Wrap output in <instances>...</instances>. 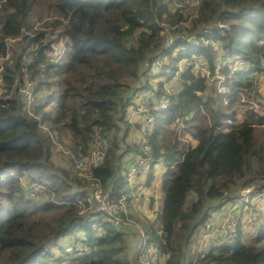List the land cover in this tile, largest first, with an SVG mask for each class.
Returning <instances> with one entry per match:
<instances>
[{"label": "trees", "instance_id": "obj_1", "mask_svg": "<svg viewBox=\"0 0 264 264\" xmlns=\"http://www.w3.org/2000/svg\"><path fill=\"white\" fill-rule=\"evenodd\" d=\"M167 2L0 0V57L5 55L7 29L20 36L15 40L19 49L32 41L22 28L37 33L39 40L43 31L34 27L52 25L68 38L59 61L46 59L41 50L38 62L23 73L18 48L3 59L0 77L6 93L19 73L42 77L39 88L49 92L55 85L57 93L52 89L40 100L34 116L26 112L18 91L0 100V264H68L63 256L52 258L51 245L60 239L66 245L82 240L79 231L86 233L92 250L75 257V264H132L131 250L140 245L135 231L103 223L105 235L93 237L90 214H79L74 204L86 198L82 190L87 184L54 167L51 152L68 136V144H62L83 157L96 135L107 138L108 152L94 173L104 191L118 198L117 168L128 129L125 112L137 107L135 98L143 91L153 90L152 73L167 74L172 81L169 88L156 83L154 96L167 105L155 110L154 102L150 104L154 127L148 134L164 163L160 225L149 232V241L166 256L165 264H181L192 233L209 217L206 208L222 206L230 187L264 190V113L251 107L244 90L264 72V0H201L198 16L191 18L172 12ZM163 19L165 24L187 22L172 33L190 39H179L166 50L156 24ZM176 48L184 52L178 59H205L206 72L196 70L194 62L179 69L178 60L169 56ZM160 54L172 59L152 70V60ZM230 57L248 66L230 70ZM255 89L254 101L259 102ZM25 175L46 183L47 200L37 202L25 194L20 183ZM195 264H264V216L254 235L211 246Z\"/></svg>", "mask_w": 264, "mask_h": 264}, {"label": "built area", "instance_id": "obj_2", "mask_svg": "<svg viewBox=\"0 0 264 264\" xmlns=\"http://www.w3.org/2000/svg\"><path fill=\"white\" fill-rule=\"evenodd\" d=\"M201 0H168L170 2L171 7L170 10L172 12H178L184 17L188 16L197 17L198 16V7ZM157 26L160 28L159 34L164 37L165 39V46L171 47L173 46L176 41L179 42L180 40H189L190 37L185 38V35H177L173 34L172 31L176 28L186 27L188 24L187 22H178L174 24H165L163 21H157ZM34 29H41L43 31L44 28L39 27L36 25ZM22 30V35L26 34L31 38V44L25 45L29 46L25 51V48L22 49L24 56H21V63L23 69L26 70L30 65L36 62L37 57L33 54L34 50H38L41 46V42H43V36L38 40L36 39L37 33L26 31L24 28ZM177 35V36H176ZM130 40L132 44H136V40L132 37ZM180 46H178L179 48ZM176 48L175 50H178ZM181 49V47H180ZM167 50V49H166ZM182 50V49H181ZM51 51V50H50ZM62 50L58 48H54V58L58 57L57 60L62 55ZM22 53V54H23ZM48 59L52 60L49 56ZM55 60L54 62H56ZM167 63V60H163L161 56H158L152 60L151 69L156 70L164 64ZM193 62H189L188 66H190ZM220 68V64L216 67V70ZM155 74H151L153 76ZM164 74L162 76H165ZM149 76V78H150ZM157 77V75H155ZM160 76V75H159ZM167 77V76H166ZM216 77L218 78V73H216ZM174 79V78H173ZM1 80V77H0ZM171 80V79H170ZM159 82V81H157ZM165 84V81H162ZM219 80H216V86L219 84ZM31 85V81L27 78H22L20 81L17 80L14 86H17L18 91L21 93L24 87L27 88L26 84ZM153 90L146 89V92H142L135 98L137 102L136 108H128L125 112V121L128 124V129L126 131V135L123 138V145L121 146L120 153L122 156L118 162L117 168V177L120 179V188L118 193L120 196L117 198L114 195L107 194L104 189L102 182L99 178L95 176V169L100 166L106 157L108 152V140L105 137H101L96 135L92 142L90 143L89 150L87 155L77 157L75 159V165L79 168L78 178H83L85 183L87 184L85 187V192L87 193L86 198L79 199L74 204L77 205L79 208V214L89 213V218L93 221L92 223V230H93V237H103L106 233L105 225L103 223H109L110 225H114L115 227L126 228L129 231H135L136 235L140 238V245L136 249V257L137 259L142 262L141 260L145 261L144 254L146 252L149 253L151 259L154 261L155 257L158 258V253L161 254V251L149 241V234H147L137 223V219L135 213L132 211H139L141 206H147L144 199L146 198V194L148 192V181H153V184L159 183L160 189L161 187V180L164 173V163L162 161V156L157 157L153 146L148 141V134L153 131L154 127V115L150 112L152 108H150V104L154 102L153 109H164L167 105L165 100H161L160 102L155 98L154 92L156 91V83L155 86L152 82H150ZM21 88V91H20ZM2 89V87H1ZM27 95V91H24ZM140 96H143L140 101ZM30 98V99H29ZM25 102V109L27 110V103L34 102V98L30 95V97L24 98ZM39 105V104H38ZM37 105V106H38ZM172 124L171 126H173ZM178 128L181 130L183 125L181 122L178 123ZM133 136V138H132ZM162 153V151H159ZM85 162V164H83ZM89 181L92 190L94 191L95 197L94 199H90L88 195V182ZM37 181L33 182L34 190L27 189L26 187V195L28 197L33 196L34 193L39 191L40 189L47 188L45 182ZM255 187L253 185L237 188V197L241 198L254 192ZM111 190L114 189V186L110 187ZM139 197H137V195ZM164 193L162 191V197ZM252 197V201L253 198ZM133 200H136V204L131 207V203ZM163 201V199H162ZM247 202L245 199L244 203ZM242 206V205H237ZM236 207V206H235ZM235 207L230 208L225 213H222V217L220 220H215L214 216L213 220H208L209 222L206 223L203 227L202 224L198 225L197 229V238L199 239L200 243H209L212 246H225L229 245L230 243L236 242L238 239H243L249 237L254 231L245 230L243 225H250L252 226L256 222L253 221V218L246 217L242 218V215L238 212L239 210H235ZM134 219L133 222L130 221L129 217ZM136 219V220H135ZM255 222V223H254ZM252 224V225H251ZM117 227V228H118ZM159 227V226H156ZM192 238V236H191ZM86 239L83 241H79L75 243V245L66 248L65 251H68L72 258L77 256H81L84 254L90 253L92 247L86 244ZM139 250L141 253L139 254ZM197 252H201L200 250ZM77 254V255H76ZM197 259V258H196ZM195 259V260H196ZM194 260V261H195ZM149 262V261H148Z\"/></svg>", "mask_w": 264, "mask_h": 264}, {"label": "rangeland", "instance_id": "obj_3", "mask_svg": "<svg viewBox=\"0 0 264 264\" xmlns=\"http://www.w3.org/2000/svg\"><path fill=\"white\" fill-rule=\"evenodd\" d=\"M167 7H171L170 2H167ZM163 18H165V15H163ZM164 21L165 20L163 19V23H164ZM61 32H62V30L59 27L54 28L52 25L49 27H45L43 29V35L42 36H43L44 40H43V42H41L40 48L38 50L33 51V54L36 55L37 60L35 63L30 65L28 67V69L38 62L39 52L41 50L43 53H45L46 59H48V56H49L52 60L55 61V60H57L58 57L54 58V56H53L54 48L59 47L62 50L61 51L62 55L57 61H59L64 56L65 50H66L65 44L68 41V38L62 36ZM5 33H6L5 55H4V57H0V71L2 69V64L4 63L3 59H5L7 56L8 57L11 56L12 50L18 48L15 45L16 44L15 40L16 41L21 40L20 36L14 35V30L7 29L5 31ZM23 35H25V34H23ZM25 47H23L21 49H19V48L17 49V53L19 55L21 53V55L19 57V63H20V69H21L22 73L25 72L26 70H28V69L24 70L22 63H21V56L22 57L24 56V53L29 46H27V48H25ZM24 48H25V51L23 53L22 49H24ZM169 48H171V47L166 46V49H169ZM182 53H184V52L182 51L181 53H179V50H173L171 52V54H169V56L173 57L174 59L176 58L178 60L177 62H178V66H179L178 68L179 69H185L186 67H188L189 62L195 63L196 70L201 69L202 71H205L207 69V65L203 62V60H205V59L196 58V57H194V55H192L191 57L184 56V57H181L180 59H178L180 56L183 55ZM159 56H161L163 58V60H165V62H166V60L169 61L170 59H172L171 57L161 55V54ZM201 61H202V64H200ZM227 61H228V64L230 66V68H229L230 70L235 69V68H244V67L248 66L247 63L242 62V61L235 63L232 57H230ZM155 75L150 76V78H149V81L152 82L154 86H155V83H157V81H165V86L167 88H169L172 81L166 77L167 75H165V76L157 75V77ZM17 76L18 77H16V79H15V81H14L13 85L11 86L8 93H6V89H4L2 87V82L0 80V100L4 101L5 99H8L11 97V94L14 92V90L18 91L17 86H14L16 84L17 80L20 81L22 78H27L32 82L31 85L29 83L26 84L27 88L24 87L22 89V91L20 88V91H21V93L25 99L27 97H30V95L34 98V102L30 101L29 104L27 103V110H26V112L28 114L34 116V108L39 104V101L40 100H42V101L46 100L47 95H49V92L52 91V89H53V91H55V93H57L56 86L53 85L54 88H53V86L50 87L49 92H47L48 91L47 88H45L43 85L41 88H39L38 83H40V84L42 83V77H40L38 75L25 74V73L22 74L21 76L19 73ZM252 81L253 82H252V85L250 87L252 89L254 87H256L255 90L260 95L259 102L254 101V96H255V95H253L254 90H252L249 86L244 88V90H246L250 94L249 99L251 101H253L251 103V107H253V109L255 111H262L264 113V72H263V75H259V76L256 75L254 78L252 77ZM1 87H2V89H1ZM24 91H27V95L24 93ZM18 92H17V94H18ZM144 92H146V91H143V93ZM142 97L143 96H140V98H139L140 101H141ZM260 102H261V104H260ZM238 110H239V118H237V119H240L242 117L243 113L241 112L240 109H238ZM42 127L46 128L47 126L45 124H43ZM132 138H133V136H132ZM67 139H68V136H65L64 138L61 139V141L59 143H56V147L51 152V156H52L51 161H52V164L54 167L68 170L72 175L78 176L79 168H77L75 165V159L77 157H75L72 153H70L68 151L69 148L64 146V145L68 144ZM191 140H192V138H191ZM62 143H65V144L63 145ZM56 149H61L62 153L57 151ZM83 164H85V162H83ZM32 177H34V179H35L34 175H25V176L21 177L20 178V183L22 185L21 188H24V187H26L27 189L31 188V190H34L35 188L37 189V187L32 186L33 182H34V180L31 179ZM37 179H36V181L39 183L44 182V181H39ZM43 180H45V179H43ZM87 182H88L87 191H88L89 198L94 199V197H95L94 191L92 190V187H91L88 180H87ZM39 183H34V184H39ZM234 187L235 186L230 187L229 190L227 191V194H225V197H228V198L225 201L220 200L219 203H221V202H222L221 204L232 203V205L229 208H233L236 206L235 210H239L238 212L242 215L243 219L246 217L253 218V221H255L256 223L254 222L255 224H253V225L251 224L252 226L246 225V224L245 225L240 224L244 227L245 230L253 231V230L257 229V227L259 226V224H260V222L264 216V190L256 191V192L251 191L250 194H248L244 197H241V198L237 197L236 198V196L235 197H233V196L237 195L236 190L238 187H235V188ZM23 190L26 194L25 188ZM75 190L78 191L77 188H75ZM82 191L85 192V190H82ZM47 192L48 191L47 190L45 191V189H40L39 191L34 193L33 196H30V198H33L37 202L45 201L49 198ZM139 195L140 194H138L137 197H139ZM146 195L147 196L144 199V201L146 202L147 206H145V207L141 206V208H139V211H132V212L135 213L137 223L140 225V227L147 234H149V232H151L152 228L160 225V221L157 220V216L163 207V201L161 200L162 191L160 189V184L159 183L153 184V181L149 180L148 181V192ZM253 196H255V197L253 198V201H252ZM245 199H247V202L244 203ZM135 204H136V200H133L130 206L133 207ZM237 205H242V206H237ZM212 210H213V208H206V211L209 212V217L201 225L202 227L206 223L209 222L208 221L209 219L213 220L215 215H217L215 217V220H220V218L222 217L223 214H221L220 212H217L218 209H215L213 211ZM211 213H212V215H211ZM128 217H129L131 222L134 221L133 218H131L130 216H128ZM88 219L90 221H92L90 218H88ZM92 224H91V227H92ZM105 230H106V228H105ZM197 232H198V229L196 228L195 232L192 233V238L189 239V242L185 248L184 256L182 257L181 264H195L194 260L198 257V255H202L204 253H207L209 251V249L211 248L212 245L209 243H204V244L200 243L201 240L199 241V239L197 238ZM79 233H83L81 235V237L83 238L82 240L79 239V240L75 241L74 243H69L67 245H66L65 241H63L62 239L58 240L56 244L53 243L51 245V250H50L52 258L55 260H59L63 256L65 258L64 261H66L68 264H75V261H73L71 254L63 255V253H64L66 248H69V247L75 245V243H77L79 241H83L86 239V233L84 231H79ZM254 233H255V231H254ZM254 233H253V235H254ZM247 242H248V240H247ZM62 250H64V251L61 252ZM199 250L201 252H197ZM139 254H143V253H141V250H139ZM144 256H145V258L143 257V259H145V261L141 260L142 262H140L138 259H135L136 258V250H135L134 254L132 256V259H131V263L134 264V262L139 261L140 264H165V257L166 256L162 253L161 254L158 253V258L155 257L154 261L151 259V256H149L148 252H146L144 254Z\"/></svg>", "mask_w": 264, "mask_h": 264}, {"label": "crops", "instance_id": "obj_4", "mask_svg": "<svg viewBox=\"0 0 264 264\" xmlns=\"http://www.w3.org/2000/svg\"><path fill=\"white\" fill-rule=\"evenodd\" d=\"M163 199V197H161V200ZM226 199H224L223 201H225ZM222 203V202H221ZM232 205V203H227V204H222V206H220L219 208H217L218 209V211L217 212H220L221 214L222 213H225L226 211H228L230 208V206ZM131 243H133V241H130ZM134 248H132V250H131V257L133 256V254H134Z\"/></svg>", "mask_w": 264, "mask_h": 264}, {"label": "bare ground", "instance_id": "obj_5", "mask_svg": "<svg viewBox=\"0 0 264 264\" xmlns=\"http://www.w3.org/2000/svg\"><path fill=\"white\" fill-rule=\"evenodd\" d=\"M253 13V12H252ZM155 39V38H154ZM158 40V39H157ZM254 95V94H253ZM168 145V144H167ZM167 152V151H166ZM150 225V224H149ZM74 259V258H73Z\"/></svg>", "mask_w": 264, "mask_h": 264}]
</instances>
